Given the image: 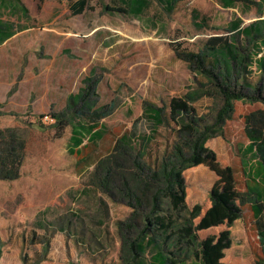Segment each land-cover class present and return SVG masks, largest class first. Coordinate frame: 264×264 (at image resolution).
<instances>
[{
  "label": "rangeland",
  "instance_id": "1",
  "mask_svg": "<svg viewBox=\"0 0 264 264\" xmlns=\"http://www.w3.org/2000/svg\"><path fill=\"white\" fill-rule=\"evenodd\" d=\"M22 1L28 17L0 14L18 26V34L0 46V148L13 139L19 156L18 179H0V264H122L117 222L132 210L92 185L96 164L142 116L143 102L168 115L173 98L204 82L176 52H198L238 18L244 26L264 23V0L247 12L223 8L217 0H148L138 18L105 9L123 7L121 0ZM81 2L85 7L79 13ZM249 80L264 93L262 71L252 67ZM79 101L93 109L115 105L98 124L100 137L75 134L80 124H90L83 117L70 119L61 133L54 127L53 115L70 116L69 106ZM193 106L204 116L215 104L204 97ZM234 106L220 135L206 147L223 166L235 169L245 192L242 152L249 140L244 116L264 110V104ZM175 129L171 121L151 134L140 126L152 139L147 164L157 168L165 154H172ZM80 137L81 145L76 143ZM183 176L188 207L201 205L204 215L217 177L204 166ZM261 206L264 228V199ZM242 209V219L233 226L200 232L201 239L231 232L224 264H256L264 255L250 203ZM34 233L49 240L47 248L36 238L33 243Z\"/></svg>",
  "mask_w": 264,
  "mask_h": 264
},
{
  "label": "trees",
  "instance_id": "2",
  "mask_svg": "<svg viewBox=\"0 0 264 264\" xmlns=\"http://www.w3.org/2000/svg\"><path fill=\"white\" fill-rule=\"evenodd\" d=\"M121 1L123 7L105 9L138 18L148 6V0ZM217 2L224 8L242 6L244 12L258 6L256 0ZM77 7L80 13L85 3ZM16 12L17 9H13L12 13ZM22 14L28 17V9L24 7ZM198 15L195 12V17ZM202 21L205 24L206 20ZM259 24L242 27L243 21L238 18L230 22L225 35L211 37L198 52H176L189 70L201 76L204 82L185 96L173 98L168 115L163 108L143 102L142 116L116 140L110 154L96 164L92 185L110 201L132 210L127 219L117 222L122 264H224L225 252L232 245L231 232L225 230L206 239H201L200 232L223 225L233 226L243 217L242 206L249 203L264 252V228L259 221L264 199V110L244 116L249 140L242 152L245 159L242 172L247 179L245 192L238 187L235 169L223 166L217 155L206 147L210 139L220 135L236 102L264 104L263 88L249 80L252 67L264 74V23L262 27H258ZM13 29L5 26L3 38L11 37ZM204 97L212 99L215 106L209 114L199 116L193 104ZM114 110L115 105L93 109L80 101L72 102L67 110L70 116L53 115L54 127L61 133L70 119L83 117L90 124H80L75 134L100 137L98 124ZM170 121L176 126L177 142L172 154H165L155 168L146 162L152 139L139 128L144 125L151 134ZM80 139L76 140L79 145L82 144ZM18 158L15 141L5 142L0 148V179H18ZM199 166L206 167L217 177L210 190L211 206L204 215L201 205L188 207L183 176L188 169ZM34 235L33 243L36 238L48 247L47 238ZM256 264H264V255L257 257Z\"/></svg>",
  "mask_w": 264,
  "mask_h": 264
},
{
  "label": "crops",
  "instance_id": "3",
  "mask_svg": "<svg viewBox=\"0 0 264 264\" xmlns=\"http://www.w3.org/2000/svg\"><path fill=\"white\" fill-rule=\"evenodd\" d=\"M20 1H21V4H20L19 0H0V14H1V12H4V11L12 13L13 9H15V10L17 9V12L15 14L20 16V18L21 17L23 18L22 10L24 9V7L27 9V7L24 5L22 0H20ZM226 9H242L244 11V8L242 6H237L236 8H226ZM252 9H254V8H251L250 10H252ZM253 23H255V22H253ZM253 23H251V24H253ZM251 24H249V25H251ZM249 25L244 26V22H243L242 27H247ZM5 26H10V27L14 28L13 29V35H11V37H8L6 39L3 38V28ZM262 26H263V23H260L258 25V27H262ZM17 27L18 26L16 24H14V22H12L11 20H6L2 16L0 17V46L5 44L6 42L10 41L12 38H14L18 34V28Z\"/></svg>",
  "mask_w": 264,
  "mask_h": 264
}]
</instances>
